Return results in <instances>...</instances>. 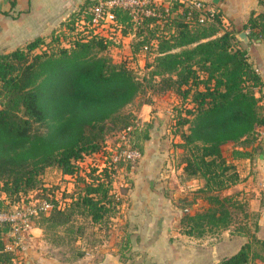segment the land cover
Instances as JSON below:
<instances>
[{
  "label": "trees",
  "instance_id": "obj_1",
  "mask_svg": "<svg viewBox=\"0 0 264 264\" xmlns=\"http://www.w3.org/2000/svg\"><path fill=\"white\" fill-rule=\"evenodd\" d=\"M98 1L86 0L69 14L50 34L51 41H57L52 48L39 51L47 36L39 35L0 51V210L27 204L33 191L47 199L43 174L56 167L60 187L73 183L74 191L34 215L37 227L60 244L83 238L81 219L100 230L108 227L121 202L114 189L118 167L126 164L122 167L133 170L136 164L119 152L135 148L143 155L154 127L153 120L135 124L134 115L123 109L147 90H171L177 103L168 129L179 138L174 145L179 180L202 181L198 190L210 203L183 214V232L201 236L232 226L237 206L247 213L248 205L241 191H224L242 179L237 160L252 154L264 125L258 95L263 81L249 59L250 43L264 41V0L262 10H252L239 29L219 6L208 22L201 16L207 6L202 1L200 7L187 0L152 3L156 14L140 21L128 9L115 7L116 20L108 34L91 25V6ZM242 29L249 31L250 42L238 36ZM133 33L131 52L116 59L112 50L122 48L123 37ZM61 36L69 46L61 44ZM143 56L151 58L147 73L139 75L136 62ZM152 101L148 95L143 102ZM118 128L128 132L113 154L107 136ZM100 152L106 155L103 164L82 166L87 156ZM238 228L235 231L249 236L247 224ZM10 229L9 222H0V264L15 262L5 240ZM251 236L217 264H262L264 240L256 233ZM124 243L130 246V238ZM84 254L78 250L75 256Z\"/></svg>",
  "mask_w": 264,
  "mask_h": 264
},
{
  "label": "crops",
  "instance_id": "obj_2",
  "mask_svg": "<svg viewBox=\"0 0 264 264\" xmlns=\"http://www.w3.org/2000/svg\"><path fill=\"white\" fill-rule=\"evenodd\" d=\"M13 1H15L14 6H12ZM157 1L158 3H168L170 0ZM194 1H202L213 8L219 6L228 22H234L239 28L247 21L252 10H262L263 8L260 0ZM84 2L86 0H0V51L14 49L39 35H50L59 29L69 14L82 6ZM244 30L249 35V31ZM133 39L134 34L123 37L122 48L128 49L124 50L126 53L131 52ZM249 59L262 77L263 84L258 89V95L261 99L260 104L264 108V41L260 38L250 43ZM143 104L150 103L144 102ZM162 119L154 115L143 119L153 120L154 127L151 129V137L145 142L142 163L141 166H138L136 173L138 179L136 178L135 188H140L141 191L150 175L149 172L157 170L159 172L160 160L158 157L161 147L158 145L162 143L161 138L165 131L170 133L168 125L163 130L162 125L168 122ZM260 131L261 136L255 143V150L252 154L237 160L242 179L224 192L230 193V190H239L244 194L248 210L254 211L258 215L259 230L257 234L264 240V125L260 127ZM155 143L157 147L154 146ZM176 169L179 174L181 168L176 167ZM164 182L165 180L162 179L163 184ZM141 191L136 197L137 199L134 200V211L126 214V218L122 221H131L130 246H134V251H138L136 248L147 251L154 264H217L222 258L239 250L241 245L248 240L246 235L232 230V226L219 229L222 231L220 237H216L219 231L216 233L207 232L201 236L187 234L182 229L183 210L181 215H175L171 208L167 207L169 197L163 196L159 201L153 196L141 194ZM184 201L185 199L178 200L180 203ZM155 203L161 207L154 205ZM235 244L237 247L231 250ZM107 246L114 247L104 248V255L98 260L91 259L88 255L90 253L87 252L78 259L68 262L48 258L40 249L34 250L29 247L28 249L35 256L30 260L26 258V260L29 261L28 264H135L131 258L123 259L118 253L117 246H121L120 243L116 242ZM160 250L163 255L159 253ZM157 252L158 254L154 255Z\"/></svg>",
  "mask_w": 264,
  "mask_h": 264
},
{
  "label": "rangeland",
  "instance_id": "obj_3",
  "mask_svg": "<svg viewBox=\"0 0 264 264\" xmlns=\"http://www.w3.org/2000/svg\"><path fill=\"white\" fill-rule=\"evenodd\" d=\"M204 10H206L204 15L205 17H208V22L210 21L209 16L218 12L216 11V7L213 8L210 6H205ZM208 12H210V14H208ZM143 16L144 15L140 17V20H142ZM234 27L239 29V27ZM241 27L242 26H240V28ZM142 30L146 32L147 29L145 28ZM104 33L108 34L109 31L104 30ZM53 37L51 35L45 36L46 41L40 46L38 50L41 51L43 48H52L51 46H54L57 42L51 41ZM48 42L51 43L47 44ZM61 44L66 46L70 45L68 40L63 36H61ZM124 50L127 51L128 49L126 47L121 49L117 48L112 50V52L115 54V58L119 60L121 54H127ZM149 59L146 56H143L139 58L138 62H136V67L139 75H144L147 73L146 64ZM156 79L159 78L156 77ZM150 91L151 90H147L136 97L133 102L124 107L123 111L124 113L131 112L134 115L133 120L135 124L138 123L137 120L142 121L149 115L163 118L162 120L168 122L162 125L164 130L165 127L169 125L172 107L177 103L176 95L171 90L164 92L155 91L152 94H149ZM148 95L153 99L152 104H143L144 99L147 98ZM125 133H127L125 132V130H120L119 128L109 132L107 136L106 146L108 149H114L113 154H116L118 152L119 145L123 143V140H126V137L124 136ZM161 139L162 143L158 145L159 147H161V153L158 157V160H160V163L158 165L159 172L158 170L156 172H149L150 175L146 179L143 187L145 191L143 189L141 191L140 188H135L136 178L138 179V175L136 173L138 172V166H141L142 163V154L140 155V157H137L138 159L136 160V164L133 170H128L126 167H122V165L126 164H121V167H118L114 180V189L119 194L121 202L117 206L115 217L110 220L108 227H104L103 230H100L99 227L92 225L87 219H81L80 224L84 226L83 238L77 243H73L74 245L67 242L60 244L52 242L48 237H46L42 229L37 227L33 215L32 228L29 231L25 232V234H23V237L15 239V237L10 236L9 234L6 235L5 240L8 244L7 246L15 253L14 264H27L26 258L30 260L35 256L34 253L28 249L29 247L33 248L34 250L40 249V251H42L45 256H48V258H55L63 262L78 259V257L75 256V253L78 250H84L85 253L89 252L90 254L88 255H90L91 259L98 260L104 255V248H113L114 246L107 245L116 242L121 244V246H117V248L118 253L124 254L122 256L123 259L131 258L133 263L135 264H154L152 257H150L147 251H141L138 248H136L138 251H134V246H123L125 244L124 241L128 237L130 238L131 221L123 222L122 219L126 218V214L134 211V200L137 199L136 197L139 195V192L141 191V194L143 195L147 194L149 196H153L159 201L163 196L169 197L167 207L171 208L175 215H181L182 210H184L188 206H193L192 208H190L189 212H196L210 206V203L205 198V193L198 190V188L202 186V181H200L199 179H194L191 182L182 183L179 180L178 171L176 169V167L178 168L179 166L177 165V162L174 158V145L176 140L179 139L178 136L173 137L170 133L165 131ZM154 146L157 147V144L155 143ZM122 150L123 149H121V151ZM121 151L119 152V154L121 153ZM229 153V147H226L225 154L229 156ZM105 158L106 155L102 154V152L89 155L82 162V166L86 169H89L92 166H96L97 164H103ZM60 176L61 175L59 173V170L56 167L47 168L44 171V183L47 184L45 187L47 197L46 200L55 203L54 200L68 199L73 193V183H70L68 185V188H62L64 186V183H62V187H60ZM67 178H71V176L68 175ZM152 179L155 182L151 181ZM162 179L165 180L164 184L162 183ZM232 191L233 190H230V192ZM39 194L40 193L38 191L31 192L28 195L29 198L27 200V205H29L31 201H36L37 199H39ZM179 199H185V201L183 203H180L178 202ZM154 205H158L159 207H161V205L156 203ZM147 208L150 209V207ZM235 210L237 211V218L233 222V225L231 227L232 230H235L236 228L239 229L238 227H242L243 225L247 224L246 229L250 234L249 236H246V238L252 239L251 235L255 233L257 234L256 222H258V218L256 217V213L250 210L245 213L239 206H237ZM93 231L95 232V234L92 233ZM212 232H218V234H216V237L222 236V231H220L219 229L215 231L213 230ZM93 239L95 240L93 241ZM236 247L237 246L235 244V246H233L231 250ZM159 253L163 255L161 250ZM157 254L158 252L154 255ZM153 258L155 257L153 256ZM262 264H264V261H262Z\"/></svg>",
  "mask_w": 264,
  "mask_h": 264
},
{
  "label": "built area",
  "instance_id": "obj_4",
  "mask_svg": "<svg viewBox=\"0 0 264 264\" xmlns=\"http://www.w3.org/2000/svg\"><path fill=\"white\" fill-rule=\"evenodd\" d=\"M187 2L194 3L198 7L201 6L199 1L187 0ZM158 4L157 0H99L96 4L91 6L93 17L91 19V25L94 26L96 31L104 32V30H109L113 28V23H115L116 17L113 8L123 7L128 9L134 16V19L140 21L142 15H155L156 11L149 4ZM85 13H83V16ZM201 16L205 17L204 14ZM132 129L129 126L128 130ZM126 130L125 132H128ZM125 133V137H126ZM122 153V154H121ZM120 156H126L132 161H136L140 157L141 153L135 148L123 149ZM118 156L116 157V159ZM55 206L54 202L48 201L46 199H37L36 201H31L29 205L23 204L20 207L9 210H0V222H9L11 229L9 235L16 238L23 237L25 232L32 228V216L38 214L41 211H48ZM6 238V237H5Z\"/></svg>",
  "mask_w": 264,
  "mask_h": 264
},
{
  "label": "water",
  "instance_id": "obj_5",
  "mask_svg": "<svg viewBox=\"0 0 264 264\" xmlns=\"http://www.w3.org/2000/svg\"><path fill=\"white\" fill-rule=\"evenodd\" d=\"M238 36H239L243 41H245V42H250V37H249V35H248V33H247L246 30H242V31H240V32L238 33ZM192 207H193V206H188V207H186V208L183 210V212H184V213L189 212L190 208H192ZM26 263L28 264L29 261L27 260Z\"/></svg>",
  "mask_w": 264,
  "mask_h": 264
}]
</instances>
